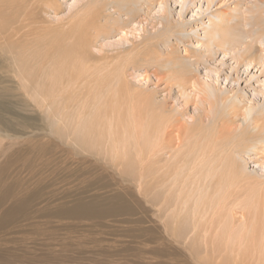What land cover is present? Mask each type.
Returning <instances> with one entry per match:
<instances>
[{
    "label": "rangeland",
    "instance_id": "374dc122",
    "mask_svg": "<svg viewBox=\"0 0 264 264\" xmlns=\"http://www.w3.org/2000/svg\"><path fill=\"white\" fill-rule=\"evenodd\" d=\"M162 1L0 0V264H264V75L195 45L222 9L227 41L255 51L264 8L194 19ZM230 105L219 135L210 119ZM216 146L241 163L210 203L216 185L182 171Z\"/></svg>",
    "mask_w": 264,
    "mask_h": 264
},
{
    "label": "bare ground",
    "instance_id": "6f19581e",
    "mask_svg": "<svg viewBox=\"0 0 264 264\" xmlns=\"http://www.w3.org/2000/svg\"><path fill=\"white\" fill-rule=\"evenodd\" d=\"M81 1L83 0H73V4H78L80 3ZM100 1V0H98ZM149 1V0H148ZM162 1V0H161ZM245 0H177V1H174V3H178L179 7H180V10L181 11H184L185 13L187 12H192L193 14L191 15V17H194L198 19V17H200L201 15H205L208 11H210V7L213 5V6H219V7H224V5L227 7L226 9L230 10L232 12V14H236L238 16H240V19L241 21L245 22V15H246V12L248 11V9L244 8L242 9V4ZM163 2V1H162ZM230 2H232V6L233 8L230 9ZM234 3V4H233ZM254 6H255V9L257 10H260L259 5L262 6L264 8V0H254ZM152 4V3H151ZM79 5V4H78ZM145 5V4H144ZM148 5V4H147ZM164 3L162 4L160 2L159 6H158V11L159 12H162L165 14V11H164ZM194 9H196V13H194ZM222 10V9H221ZM220 10V11H221ZM100 11V10H99ZM217 12L216 14H213L211 12H209V14H207V21L206 23L202 22V19H201V22H200V25L203 27L201 30H203V37L201 38L202 39V43H196L195 45L197 47H199L200 49H203V54L204 55H208V56H213V55H216L217 53H220L222 54V63H221V66H227V63L228 61H231L233 60L234 61V64L236 65L235 68H230V71H233V75L235 77L238 76V73H239V70L240 69H244L245 71H250L254 68H257L258 67V70H261L260 71V74L264 75V40L262 38H259L257 39V41L255 42V44L257 45V49L255 51H249L247 48L245 47H241L240 45L236 44V43H229L227 41V38H226V35L224 34V32L222 31L223 30V26L222 24H224L225 22L228 24L229 22V17L231 15H229V17L226 16L227 19H225V15L224 17H221L223 13H220ZM245 28V27H244ZM247 29V28H245ZM249 30V28H248ZM249 33V32H248ZM232 35V34H231ZM244 36H246L245 34H243ZM248 35V34H247ZM198 38H199V35H196ZM251 36V35H250ZM248 37V36H247ZM235 38V37H234ZM249 38V37H248ZM238 40V39H237ZM251 42V41H250ZM226 45H229L228 48H226ZM258 54V55H257ZM218 55V54H217ZM203 56V55H202ZM219 72V71H218ZM219 73H215V75L217 76ZM215 76V77H216ZM227 77L224 79L226 80L228 78V75H226ZM254 76V75H253ZM252 76V77H253ZM185 77L187 78V81H185L184 78H182V82H185L188 84V86L192 87L195 91H197L198 95L197 98H200V101L203 102L205 105L207 104V107L209 109V112L210 110H212V107H220V106H223V102L226 101V99L228 97H222V96H218V93L216 92V90L214 88L211 87V85L209 83H206L204 82L203 84H200L196 81H193V80H190L188 79V77L185 75ZM185 84L181 85L182 87L184 86ZM226 110V115H224V109L220 111L219 113V116L217 118L212 117L211 122L214 126V129H218L217 133H219V135L221 133H223L222 131H220L219 128H226V132L229 131L231 133L232 130H228L230 126H228L229 123H231L230 121L233 122L234 119L232 118H235V116H238L237 114H235V112L237 111V107H234L232 105H230L229 107H225ZM249 111H250V108H248ZM247 110V109H246ZM248 111V110H247ZM246 114H249V113H246ZM248 116V115H247ZM244 117V116H243ZM249 117V116H248ZM209 113H207L206 115V119L209 120ZM254 118V117H253ZM256 118V117H255ZM254 118V120L256 121V119ZM222 119V120H221ZM224 119V120H223ZM241 119V118H240ZM220 120L221 123H218ZM243 120V119H242ZM252 119V121H254ZM258 120V119H257ZM261 120V119H260ZM243 121H246L243 120ZM259 121V120H258ZM239 122L238 121V125L239 126ZM235 124H237L236 122H234ZM233 123V125H235ZM246 123V122H245ZM244 123V124H245ZM257 124V122H254ZM243 124V122L241 123ZM220 125V127H219ZM253 125V123H252ZM235 126V128L237 127ZM243 126V125H242ZM250 126V124H249ZM194 127V126H192ZM198 127V126H197ZM216 127V128H215ZM232 127V126H231ZM158 128V127H157ZM240 128V127H239ZM242 128V127H241ZM257 128V127H256ZM163 129V128H162ZM161 130V129H160ZM159 130V131H160ZM163 133L165 132L164 129L162 131ZM228 132V133H229ZM234 132V131H233ZM162 133V135H164ZM216 133V132H215ZM166 134V133H165ZM212 134V133H211ZM167 135V134H166ZM207 135V134H206ZM218 136V135H217ZM234 136V135H232ZM163 137V136H161ZM214 137V136H213ZM236 137V136H234ZM209 138V137H208ZM230 138V137H229ZM132 139V138H131ZM211 139V138H210ZM209 139V140H210ZM216 139V138H214ZM127 140V139H126ZM162 140V138H161ZM208 140V139H207ZM223 140V139H222ZM226 140V139H225ZM228 140V139H227ZM226 140V141H227ZM258 140V139H257ZM230 141V140H229ZM259 141H261V139H259ZM127 142V141H126ZM162 142V141H161ZM214 142V141H213ZM202 143V142H201ZM263 143V142H262ZM207 146L209 143H206ZM218 144V143H217ZM154 145V144H153ZM203 146V145H202ZM158 147V145H157ZM194 147V146H193ZM210 147V146H209ZM213 147V146H212ZM202 148V147H201ZM158 149V148H157ZM165 149H167V145L163 146V143H161L159 145V149H158V152L159 153H163L165 151ZM262 150V155L264 153V143L263 145L261 146L260 148ZM205 150V149H204ZM207 150V149H206ZM205 150V151H206ZM248 151V150H246ZM207 152V151H206ZM198 153L199 155V152H196ZM195 153V154H196ZM202 153V152H201ZM200 153V154H201ZM225 153H226V150H224L223 148L221 147H214V148H210V152H207V154H202L200 157V159L197 161V164H195V160H194V163L195 166H193L191 163L192 161L190 162L191 165H189L188 161H186V164L188 163L190 167H187V169H184V171H182V173L184 174L185 172H188V170H190V173L192 172V174H195L194 176V181L193 183L191 182V187L192 185L196 186L197 188H200L201 191H203L205 193V191H208V190H211V188H213L214 185H216V189L212 191V196L209 197L210 199V203H211V199H215L216 200V203L220 200V201H225L226 199L225 198H228L229 195H228V190H229V184L228 183V187L225 188V186L227 184H224V181H230L232 179V186L235 185L236 183H233L234 180L237 179V175H238V172H237V167L238 163H241L240 162V159H237L236 161V158L233 156V155H230L228 157H225ZM260 153V152H259ZM185 155V158H186V154ZM174 157L175 154H174ZM183 157V155H182ZM190 156H187V158L189 159ZM197 157V156H196ZM183 157V159H185ZM186 158V160H188ZM198 158V157H197ZM192 160V159H191ZM177 165V164H176ZM179 168H184V166H182V164H178ZM181 165V166H180ZM240 165V164H239ZM170 166V165H169ZM176 167V166H175ZM241 168H243L242 172H243V175L245 176V171H244V167L241 165L239 166ZM177 168V167H176ZM196 168V169H195ZM199 169H203L202 172H198ZM168 170V169H167ZM192 170V171H191ZM171 171V170H170ZM178 171V170H177ZM194 171V173H193ZM165 172V171H163ZM189 173V174H190ZM170 174H172L170 172ZM188 174V173H187ZM248 175V174H247ZM193 176V175H192ZM249 176V175H248ZM246 176V177H248ZM170 179V178H169ZM172 179H173V176H172ZM242 179V178H241ZM247 179V178H246ZM241 181V180H240ZM245 181V180H244ZM190 182V179L189 181ZM238 182V180H237ZM248 182V181H247ZM255 182V181H253ZM183 183V182H182ZM239 183V182H238ZM242 183V182H241ZM245 183V182H244ZM243 183V184H244ZM190 184V183H189ZM172 185V184H171ZM174 185V184H173ZM172 185V186H173ZM242 185V184H241ZM186 187V186H185ZM165 188V187H164ZM263 188V187H262ZM233 190V189H232ZM251 190V188H250ZM261 190V189H260ZM200 191V190H199ZM233 192V191H232ZM167 193V192H166ZM219 193H223V195H220V198H218L217 196H219L218 194ZM237 193V192H236ZM207 195H209L207 192L205 193ZM234 194V193H233ZM242 194V193H241ZM205 195V196H207ZM211 195V194H210ZM232 195V194H231ZM227 196V197H225ZM235 196V195H233ZM231 196V197H233ZM238 196V195H237ZM242 196V195H241ZM257 196V195H256ZM244 198V196H242ZM255 197V195L253 196ZM239 198V197H238ZM201 199V198H200ZM199 200V199H198ZM202 200V199H201ZM200 201V200H199ZM204 201V199H203ZM229 201V200H227ZM262 202V201H261ZM206 203V202H205ZM251 203V202H250ZM226 204V202H225ZM218 205V204H217ZM249 205V203H248ZM251 205V204H250ZM253 205V204H252ZM254 208V206H253ZM263 209H264V206H263ZM264 212V211H263ZM231 216V215H230ZM264 219V218H263ZM263 244H261L262 246ZM259 246V245H258ZM262 248V247H261ZM264 250V248H263Z\"/></svg>",
    "mask_w": 264,
    "mask_h": 264
}]
</instances>
